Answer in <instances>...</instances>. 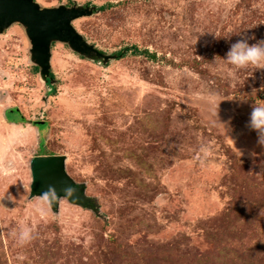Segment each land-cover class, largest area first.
<instances>
[{
    "label": "rangeland",
    "instance_id": "1",
    "mask_svg": "<svg viewBox=\"0 0 264 264\" xmlns=\"http://www.w3.org/2000/svg\"><path fill=\"white\" fill-rule=\"evenodd\" d=\"M36 1L93 7L72 24L114 56L52 42L42 82L22 26L0 33V264H264V152L248 127L264 67L224 61L237 40L264 41V0ZM36 154H65L95 209L62 197L36 214Z\"/></svg>",
    "mask_w": 264,
    "mask_h": 264
},
{
    "label": "water",
    "instance_id": "2",
    "mask_svg": "<svg viewBox=\"0 0 264 264\" xmlns=\"http://www.w3.org/2000/svg\"><path fill=\"white\" fill-rule=\"evenodd\" d=\"M88 5L42 6L36 0H0V33L12 23H19L28 40V62L37 67L40 81L50 77L51 43L63 42L70 49L91 58L106 61L114 55L106 54L89 43L73 26L74 19L92 13ZM40 121V120H39ZM40 122H43L41 120ZM65 154H36L29 158V195L39 196L48 185L56 189L57 200L51 211L58 213L64 188L74 189L69 202L95 209V198L85 193V183L76 182L65 169ZM65 198V197H64Z\"/></svg>",
    "mask_w": 264,
    "mask_h": 264
},
{
    "label": "clouds",
    "instance_id": "3",
    "mask_svg": "<svg viewBox=\"0 0 264 264\" xmlns=\"http://www.w3.org/2000/svg\"><path fill=\"white\" fill-rule=\"evenodd\" d=\"M248 39H251V37L249 36ZM224 61L235 69H243L248 66L264 67V41L249 45L247 39H239L230 46ZM215 109L216 103L211 109L212 116L215 115ZM212 122L214 123V121ZM248 127L255 130L257 144L261 146V150L264 152V104H255L251 108ZM237 154L238 157L242 155L240 151ZM63 192L64 197L67 199L68 197H72L74 189L71 186L65 187ZM56 200V189L52 185H48L45 190L41 191L38 201L33 205L34 212L41 218L46 217ZM14 236L17 244L23 246L33 239V230L29 226H21L14 233Z\"/></svg>",
    "mask_w": 264,
    "mask_h": 264
},
{
    "label": "trees",
    "instance_id": "4",
    "mask_svg": "<svg viewBox=\"0 0 264 264\" xmlns=\"http://www.w3.org/2000/svg\"><path fill=\"white\" fill-rule=\"evenodd\" d=\"M110 6H112V3L111 2H107V3H104L103 5H100V6H98V8L99 9H105V8H108V7H110ZM127 50H131L132 51V53H136V52H139L137 49H136V47L135 46H130V47H125L123 50H118V51H116V56L117 55H123V54H125V52L127 51ZM143 51V53H145V54H147L149 57H151V58H153L154 57V53H150V52H148L147 51V49H143L142 50ZM33 68L35 69V71L37 72V67L36 66H33ZM50 75H51V73H50ZM9 111H17L19 114H18V117L17 118H14V117H9V115H8V112ZM5 118L7 119V120H12V121H18L19 119H23L24 120V117H22V115L20 114V112L18 111V109L16 108V107H9L8 109H7V112H5ZM36 122L37 121H32V123L33 124H36Z\"/></svg>",
    "mask_w": 264,
    "mask_h": 264
},
{
    "label": "crops",
    "instance_id": "5",
    "mask_svg": "<svg viewBox=\"0 0 264 264\" xmlns=\"http://www.w3.org/2000/svg\"><path fill=\"white\" fill-rule=\"evenodd\" d=\"M27 60H28V57H27ZM27 62H28V61H27ZM33 66H34V65H33ZM33 66H32V68H33ZM4 115H5V114H4ZM37 135L39 136V133H38V131H37ZM37 135H36V136H37Z\"/></svg>",
    "mask_w": 264,
    "mask_h": 264
},
{
    "label": "bare ground",
    "instance_id": "6",
    "mask_svg": "<svg viewBox=\"0 0 264 264\" xmlns=\"http://www.w3.org/2000/svg\"><path fill=\"white\" fill-rule=\"evenodd\" d=\"M10 117V116H9Z\"/></svg>",
    "mask_w": 264,
    "mask_h": 264
}]
</instances>
